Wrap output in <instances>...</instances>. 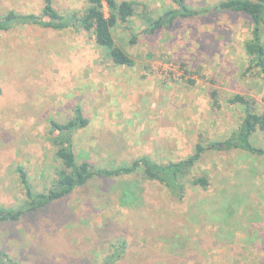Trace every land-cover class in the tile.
I'll use <instances>...</instances> for the list:
<instances>
[{"label":"rangeland","instance_id":"rangeland-1","mask_svg":"<svg viewBox=\"0 0 264 264\" xmlns=\"http://www.w3.org/2000/svg\"><path fill=\"white\" fill-rule=\"evenodd\" d=\"M132 1L136 15L114 30L117 44L136 61L131 67L116 65L85 29L27 25L0 31L3 207L27 199L17 166L24 167L36 192L51 187L60 164L51 121L74 118L77 106L89 121L74 135L80 161L109 167L145 154L161 162L178 160L200 141L224 140L243 118L241 107L226 100L232 94L255 99L264 111L263 74L246 71L248 16L217 10L222 0H186L190 9L205 13L149 34L147 18L178 3ZM53 2L63 13L83 14L87 6L86 0ZM44 5L45 0H0V16L11 9L40 13ZM213 89L219 91L220 109L212 106ZM253 143L263 152L209 148L192 176L207 175L211 185L189 184L183 202L143 182L132 185L139 195L134 205L121 206L115 188L129 179L93 178L18 221H0V247L27 264L81 258L96 264L125 241L127 253L116 264H264V132ZM62 209L72 211L66 223L57 218Z\"/></svg>","mask_w":264,"mask_h":264},{"label":"trees","instance_id":"trees-1","mask_svg":"<svg viewBox=\"0 0 264 264\" xmlns=\"http://www.w3.org/2000/svg\"><path fill=\"white\" fill-rule=\"evenodd\" d=\"M178 7H173L157 18L148 17L147 33H155L161 28L172 29L178 19L190 18L196 14L205 13L204 9L196 13L189 8L186 0H175ZM87 6L83 14L78 12L63 13L55 6L53 0H45L40 13L21 12L14 9L0 16V31H8L16 26L35 25L55 30L68 28L92 31L98 45L106 48L110 58L116 65L134 66L135 59L117 44L114 30L119 23L128 22L136 15L135 2L132 0H86ZM105 7L108 8L107 14ZM217 10H230L244 14L252 23V36L245 41V50L249 56L246 71L259 70L264 77V0H222L216 6ZM211 10V9H208ZM3 93L0 85V96ZM213 108L222 107L219 91L213 89L210 93ZM228 104L238 105L243 112V118L231 134L220 141L204 144L200 141L194 151L187 157L178 160L161 162L150 155H141L129 162H121L116 166H97L88 159L80 161L75 151L74 135L77 129L85 127L88 119L83 115L80 106L75 108V117L66 122L51 121L50 137L55 148L54 154L59 166L55 178L46 191L36 192L29 180L24 167L17 166L20 181L27 199L17 207L5 208L0 205V221H18L27 213L61 200L77 188L83 187L93 178L129 179L122 180V187L115 188L116 198L121 206L132 207L139 195L133 186L140 183H154V187L162 186L178 202L185 201L188 185L208 189L211 179L207 175H194L192 171L209 148L220 151H237L239 153H262L253 143V137L258 131L264 132V111H260L256 100L241 93L227 97ZM128 184L127 186H125ZM225 194L226 188H222ZM114 192V191H113ZM234 200L233 198H228ZM214 203V202H213ZM235 203V202H234ZM72 211L62 209L58 220L66 223ZM126 241L113 246V252L100 258L96 264H116L127 253ZM102 257V256H101ZM74 261L70 264H89L90 261ZM95 261V260H94ZM93 261V262H94ZM0 264H27L0 247Z\"/></svg>","mask_w":264,"mask_h":264}]
</instances>
